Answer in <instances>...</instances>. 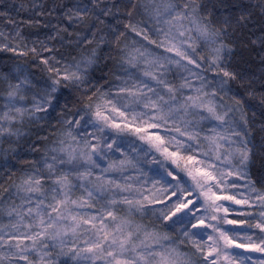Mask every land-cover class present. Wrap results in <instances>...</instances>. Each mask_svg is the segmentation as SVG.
Instances as JSON below:
<instances>
[{
    "label": "snow or ice",
    "instance_id": "obj_1",
    "mask_svg": "<svg viewBox=\"0 0 264 264\" xmlns=\"http://www.w3.org/2000/svg\"><path fill=\"white\" fill-rule=\"evenodd\" d=\"M253 8L264 0L42 5L46 40L75 45L66 64L0 30V52L49 73L0 61V264H264V120L230 63ZM248 43L264 49V27ZM103 59L113 80L86 88ZM41 120L50 135L27 138Z\"/></svg>",
    "mask_w": 264,
    "mask_h": 264
},
{
    "label": "trees",
    "instance_id": "obj_2",
    "mask_svg": "<svg viewBox=\"0 0 264 264\" xmlns=\"http://www.w3.org/2000/svg\"><path fill=\"white\" fill-rule=\"evenodd\" d=\"M71 2H73V0H0V13L4 14L0 15V26L7 29V31H4L6 35L14 34L13 28L11 27L12 23L22 25L23 32H25V34L27 33L29 36L41 35L44 33L49 34L51 33V30L47 32L49 28L43 26L42 21L44 18L39 16L38 9L42 5L46 7H54L56 4ZM244 2L255 4L257 0H244ZM252 12L253 18L250 28L245 30L246 34L244 36L238 38L236 42L238 45L236 46V55L230 60V63L245 77L244 81L233 83L232 86L234 90H239L242 96L249 91L254 92L253 97L248 98L247 104L249 108L255 106L256 115L253 117L252 112L249 111L248 116L258 125L264 120V116H261L260 111L261 101L264 100V59H262L264 58V49H261L259 45H250L248 41L250 39H255V36L261 34V29L264 27V14H261L258 8H253ZM30 19L35 22L29 23ZM65 23H67V21ZM71 25L72 24L67 23L68 28H70ZM64 47L65 46H61V52L65 51ZM106 51L107 49H102L101 55ZM14 60L20 63L27 60L29 63H33L30 61V56L13 57V54L10 52H0V61H3L10 66ZM111 65L112 61H107L106 59L101 60L100 64L91 70L90 77L98 80L99 83H101V81H108L110 78L108 74ZM31 70L35 73L37 78L41 76V73H39V70L35 68V66H33ZM62 91L64 95L69 97V100L77 99V96L74 98L73 89H71V87L62 88ZM43 121L44 120H41L34 127H30L29 133H26L27 138L35 140L37 133L42 136L40 133V123H43ZM37 143L39 145V142ZM3 148L7 149L4 145ZM12 164L15 168L18 167L17 164H15V161H12ZM4 171L5 174L8 175L7 170Z\"/></svg>",
    "mask_w": 264,
    "mask_h": 264
},
{
    "label": "rangeland",
    "instance_id": "obj_3",
    "mask_svg": "<svg viewBox=\"0 0 264 264\" xmlns=\"http://www.w3.org/2000/svg\"><path fill=\"white\" fill-rule=\"evenodd\" d=\"M73 2H75V0H73ZM16 26H17V24H15V23H12L11 24V27L13 28V30H14V28ZM18 26H19V29L21 31V35H25L26 37H28V40L26 42L29 44V47L33 46V42H36L38 40H44L46 43L49 44V47L54 48V51L51 54L50 53H47V52L44 53L45 56H52V55H54V56H56L57 60H60L61 61V64L68 63L70 61L71 57H75L76 59H79V55L75 51V45L69 46L67 43H64L63 46H65L64 47L65 51L64 52H61L60 51L61 43H60L59 40L52 41V42H48L46 40V36L47 35H50L51 33H49V34L44 33V34H41V35L29 36L27 33L25 34V32H23L22 25H18ZM74 27H77V26L71 25L69 29L72 30ZM4 29L5 28H3L2 26H0V30L7 31V29H5V30ZM48 31H50V29H48L47 32ZM71 38H72L71 36L68 37V39H71ZM19 42H20L19 41V38L17 37L15 39L14 43H19ZM36 46L38 47L39 45L37 44ZM30 59H31V57H30ZM30 61L33 62L32 63L33 66L35 65V63H37V62H34L32 60H30ZM39 73H41V76H39V78H37V82L42 85L43 79H47V77L49 76V73L42 72L40 70H39ZM108 76L110 77L108 79V81L113 80V76L111 74H108ZM41 77L43 79H40ZM89 81H90V83L87 84V85H85L86 88H91V87H94V86L95 87H98L100 84H104L105 89L108 87V84L106 83L107 80L106 81H101V83H99L98 80L93 79L92 77H89ZM75 94L73 92L74 98L76 96L78 97V93H75ZM70 110H72L71 107H70ZM68 118L71 119V116H69ZM53 124H54V122H53ZM40 125H41L40 133L42 134V136H45V135L48 136V135H50V133L52 132V128L49 127L48 123L46 121H43V123H40ZM29 131H30V127H25L24 128V132L25 133H29ZM4 146L8 147L7 144H5ZM117 155H119V154H117ZM17 166L18 167H16V168H19L20 167V165H17ZM141 167L144 168L145 172H149V175H151L152 173L149 170H150V168H154L155 166L154 165L142 164ZM137 174H138L137 172H132L131 173V175H134V176L137 175ZM126 175H127V173H126ZM15 178H16V174L13 175V179H15ZM0 183H3L4 186L10 187V182L8 180V175L5 174V171L4 170H0ZM150 186H151L150 183L148 185H146V187H150ZM0 195H3V196H5V198H7V193L0 192ZM253 211H255V210H253ZM257 255H259V254H257Z\"/></svg>",
    "mask_w": 264,
    "mask_h": 264
}]
</instances>
